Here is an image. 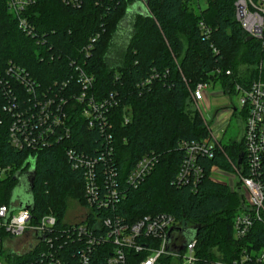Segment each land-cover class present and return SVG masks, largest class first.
Returning <instances> with one entry per match:
<instances>
[{
	"label": "trees",
	"instance_id": "obj_1",
	"mask_svg": "<svg viewBox=\"0 0 264 264\" xmlns=\"http://www.w3.org/2000/svg\"><path fill=\"white\" fill-rule=\"evenodd\" d=\"M140 1L80 0L75 6L64 0H36L22 13L34 30L35 35H29L19 28L10 0H0V73L14 64L25 69L40 87L67 83V93H71L77 88L70 77V62L74 60L94 76V96L102 100L117 94L119 100L111 112L114 152L109 150L106 134L99 128H88L77 112L68 121L69 139L33 153L34 188L24 190V198L17 195L19 182L15 177L24 180L29 174L26 163L30 153L13 148L9 124L6 119L0 122V167L13 170L11 175L0 177V206L11 208L18 203L30 207L34 224L54 215L58 241L53 239V243L61 264H79L83 252L91 264H106L103 245L90 247L88 239L78 237L65 222L70 200L87 206L83 174L71 167L66 156L72 148L96 159L100 198L109 192V169L120 182L123 194L119 205L93 206L95 215L117 216L131 224L147 215L171 214L187 225L188 231L200 228L198 252L207 259H215L216 254L234 259L243 243L264 247L260 226L242 243L233 237V219L244 198L211 176L214 167L229 169L223 153L215 150L212 157L198 155L202 174L194 188L173 184L185 157L181 143L210 140L205 121L190 107V90L201 83L221 84L230 93L235 92L236 84L248 86L260 75L261 65L264 72V34L262 41L247 40L235 19L237 0H206L205 8L199 0H145V13L133 14L129 34L123 39L124 50L112 60L110 52L130 15V6ZM92 39L96 40L90 43ZM89 44V54L85 55L82 50ZM18 96L28 99L22 88ZM4 100L0 90V119L4 118ZM224 149L235 161L244 152V145L236 141ZM148 155L158 159L153 172L138 188L129 187L124 179ZM92 216L90 226L94 224ZM45 247L40 245L22 259L3 258L13 264L31 263L41 258ZM140 259L132 255L127 264H137Z\"/></svg>",
	"mask_w": 264,
	"mask_h": 264
},
{
	"label": "built area",
	"instance_id": "obj_2",
	"mask_svg": "<svg viewBox=\"0 0 264 264\" xmlns=\"http://www.w3.org/2000/svg\"><path fill=\"white\" fill-rule=\"evenodd\" d=\"M67 5H80V0H64ZM36 0H10L9 7L17 16L19 28L27 34H34L33 28L23 14L28 6ZM235 5V19L241 26L247 38L263 40L264 34V0H237ZM204 28V25L201 24ZM96 39H92L93 43ZM91 44L83 48V54L88 55ZM71 80L76 90L67 93V83H57L40 87L36 80H32L27 71L19 66L10 64L4 73H0V90L5 101L2 109L3 119L9 124V142L15 150L30 153L26 165L29 170L35 167V156L45 148L69 139L71 129L68 121L78 112L87 127L99 128L106 134L110 152H114L111 144L113 125L111 112L118 106L117 94L99 100L94 96L95 78L74 60L70 62ZM217 72H220L217 70ZM226 74L231 76V71ZM260 75L248 86L236 84L234 93L240 95V107L229 108L230 116L239 115L244 121L243 142L244 152L238 155L235 161L226 154L220 142V134L211 131L208 142L181 143L185 157L181 162L180 170L173 181L179 188L184 185H194L199 180L202 171L197 159L200 153L212 157L215 150L223 153L229 164L228 170L212 169L216 172L232 173L239 179L227 184L232 190L242 194L244 200L233 219V237L242 243L253 237L258 226L264 229V72L260 66ZM209 84L201 83L190 90L191 100L198 105L203 100ZM24 90L27 100L20 99L18 90ZM71 91V90H70ZM68 94V95H66ZM199 106V105H198ZM245 116V117H244ZM203 118V115H202ZM204 120V118H203ZM205 121V120H204ZM129 122L125 117V124ZM207 122L205 121V124ZM1 124V123H0ZM211 130L213 129L210 128ZM224 129H221L223 132ZM66 156L74 170H80L84 178V196L87 206H81L84 211L81 219L73 222L65 221L70 231L80 238H87L89 246L103 245V262L106 264H127L132 255L141 256L137 264H264V247H255L252 243L240 244L237 257L225 260L219 254L215 259L203 258L198 252V242L194 238L188 242V226L180 222L175 216L166 213L147 215L129 224L117 216L100 217L92 212L93 206L98 209L110 208L119 205L122 192L120 182L113 169H109L107 181L109 192L102 198L98 195L99 181L96 172V159L85 153L69 148ZM242 162L238 164L240 157ZM113 165L115 164L112 162ZM158 159L155 155L142 158L131 169L124 179L126 184L136 189L142 185L153 172ZM11 167H0V177L12 174ZM30 207H21L18 203L11 207L0 206V264L6 262L3 255L22 259L46 244L41 258L31 263L20 264H61L54 249L53 239L58 234L54 232L57 223L54 215H47L36 224L33 223ZM93 214V216H92ZM90 215L94 219L93 226L89 224ZM103 231V232H102ZM68 233V232H67ZM30 234V244L22 252L8 251L6 241L20 239ZM97 234V236H96ZM61 235H64L62 233ZM184 247V249L182 248ZM79 264H91L90 258L83 252ZM98 264V263H94Z\"/></svg>",
	"mask_w": 264,
	"mask_h": 264
},
{
	"label": "rangeland",
	"instance_id": "obj_3",
	"mask_svg": "<svg viewBox=\"0 0 264 264\" xmlns=\"http://www.w3.org/2000/svg\"><path fill=\"white\" fill-rule=\"evenodd\" d=\"M201 8L206 7V0H199ZM146 3L145 0H141L140 2H136L130 6L129 9V16L124 21L119 34L117 35L114 47L112 52H110V56L113 59H118L120 57L121 52L124 50L123 46V39L126 34H129V28L131 24V20L133 14L137 12L145 13L146 11ZM128 31V33H127ZM127 37V36H126ZM203 100L199 102V106L196 105L192 100L190 107L192 110L196 111L201 117L203 115L204 120L206 123V129L211 135V131L216 133V129L218 128V120L224 119L227 121L226 126L222 129L223 132H217L216 135L220 134V139L222 143V147L224 149L225 146L232 145L234 142H240L243 136V129H244V121L241 116L233 115L230 116L228 110L233 105L236 107H240V95L235 93L228 94L226 89L221 84H211L204 90ZM221 123V122H220ZM219 123V124H220ZM213 129L211 130L210 128ZM225 151V149H224ZM229 151V148L226 150ZM225 151V152H226ZM214 180L224 184H230L233 181V184L236 185L239 182V179L235 177L232 173H225L223 172H216L211 175ZM17 195L22 196L23 198L26 196L24 190L19 189L17 190ZM84 209L77 204L76 201L70 200L68 202V209L67 214L65 217V221L73 222L75 220L81 219L82 212ZM30 234L26 235L20 239H13L10 241H6V246L8 251L13 252L16 250L17 252H22L24 249H27V246L30 244Z\"/></svg>",
	"mask_w": 264,
	"mask_h": 264
},
{
	"label": "water",
	"instance_id": "obj_4",
	"mask_svg": "<svg viewBox=\"0 0 264 264\" xmlns=\"http://www.w3.org/2000/svg\"><path fill=\"white\" fill-rule=\"evenodd\" d=\"M247 40H252L251 37H248ZM226 92L230 94L229 89H226ZM242 162V156L240 157L238 164ZM16 180H18V188L22 190H26L28 192H31L34 188V181H35V169L32 168L29 172V174L26 176V178H18L15 177ZM200 228L195 227L191 231H188V242L192 241L197 236V232H199ZM184 249V247H182Z\"/></svg>",
	"mask_w": 264,
	"mask_h": 264
},
{
	"label": "crops",
	"instance_id": "obj_5",
	"mask_svg": "<svg viewBox=\"0 0 264 264\" xmlns=\"http://www.w3.org/2000/svg\"><path fill=\"white\" fill-rule=\"evenodd\" d=\"M228 112H229V110H228ZM221 122V123H220ZM220 123V124H219ZM226 124H227V121H225L224 119H219L218 120V128L216 129V132H220V130L224 127V126H226Z\"/></svg>",
	"mask_w": 264,
	"mask_h": 264
}]
</instances>
